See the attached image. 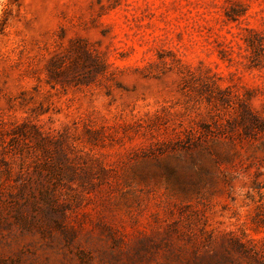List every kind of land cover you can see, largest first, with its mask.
I'll list each match as a JSON object with an SVG mask.
<instances>
[{"label":"rangeland","instance_id":"rangeland-1","mask_svg":"<svg viewBox=\"0 0 264 264\" xmlns=\"http://www.w3.org/2000/svg\"><path fill=\"white\" fill-rule=\"evenodd\" d=\"M0 264H264V0H0Z\"/></svg>","mask_w":264,"mask_h":264}]
</instances>
